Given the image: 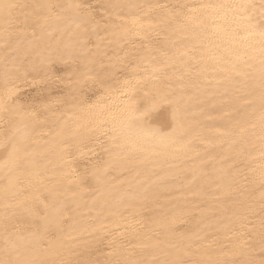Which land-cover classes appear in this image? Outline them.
<instances>
[{"label": "snow or ice", "instance_id": "6c2138e0", "mask_svg": "<svg viewBox=\"0 0 264 264\" xmlns=\"http://www.w3.org/2000/svg\"><path fill=\"white\" fill-rule=\"evenodd\" d=\"M159 23L174 37L171 48L159 58L142 56L132 77L118 89L121 103H109V78L89 68L102 63L95 60L100 44L89 47L93 38L102 39L103 31L122 40L147 39ZM57 64L82 65V70L76 68L84 77L78 83L91 80L103 89L96 101L75 105L85 117L77 129L105 137L110 144L105 151L115 154L112 163L150 166V174L157 176L131 199L146 198L149 187L174 178L159 176L154 161L174 163L190 150L191 96L161 85L172 76H190L202 91L214 86L217 91L208 92L210 101L219 94L228 117L223 135L229 147L248 160L250 175L244 179L260 193L258 210L249 204L239 228L232 226L237 213L225 218L229 223L221 221L223 239H210L207 226L181 230L173 217L160 222L147 242L112 239L101 247L105 235L95 244L79 245L72 229L66 234L63 228L65 214L75 213L78 205L52 195L41 199L29 191L40 175L37 161L43 153L83 139H68L64 128L52 140L37 138L39 118L22 95L30 76L46 75ZM163 105L170 106L172 121L166 132L151 122L152 113ZM191 160L187 171L193 178L205 177L209 165L217 176L225 175L210 157L197 154ZM110 166L93 172L98 185L94 207H99L97 198L106 195L103 177ZM116 202L125 200L117 197ZM180 210L179 204L169 209ZM78 218L68 217L73 224ZM134 247L143 249L139 257ZM0 264H264V0H107L101 5L89 0H0Z\"/></svg>", "mask_w": 264, "mask_h": 264}, {"label": "bare ground", "instance_id": "6f19581e", "mask_svg": "<svg viewBox=\"0 0 264 264\" xmlns=\"http://www.w3.org/2000/svg\"><path fill=\"white\" fill-rule=\"evenodd\" d=\"M89 2L101 5L107 0ZM159 2L181 3L190 0ZM98 11L102 13L103 9ZM100 37L102 39L93 38L89 47L100 44L95 60L102 63H93L89 68L109 78L113 86L109 103L113 105L121 103L118 89L125 79L132 77V69L141 64V57L147 54L159 58L163 50L171 48V40L174 39L170 29L163 23L157 24L147 34V39L132 36L122 40L103 31ZM76 68L82 70L83 66L57 64L46 75L33 74L21 91H25L27 86L36 88L30 96L22 95L39 118L37 138L43 136L44 140H52L55 132L61 128L65 129L68 139L73 135L83 137L82 140L72 141L71 146L64 145L43 153L37 161L40 175L29 190L41 199L52 195L69 202L70 206L78 205L75 213L65 214L67 222L63 228L66 234L72 229L71 236L76 238L79 245L84 247L95 244L105 235L107 240L101 247L112 239H130L133 245L138 240L147 242L157 234L160 222H167L173 217L181 230H199L207 226L210 239L215 236L223 239L224 232L218 231L221 221L229 223L225 218L237 213L238 218L232 222V226L239 228V218L249 204H254L258 210L259 205L255 202L259 200L260 193L255 185L246 183L244 179L250 175L248 160L238 156L237 151L226 142L228 138L223 135L228 117L222 110L219 94L210 101L208 92H216L214 86H210L208 92L202 91L200 83L190 76H185L183 80L172 76L161 85H170L177 94L183 92L191 96V115L187 121L192 129L188 137L191 140L190 150L186 154L181 153L174 163L165 162L162 158L154 161L159 176L174 178L163 186L149 187L146 198L131 199L132 194L143 191L157 176L150 174V166L134 163L125 168L119 163H112L115 154L105 151L110 147L105 137L97 136L87 128L77 129V125L85 122V117L75 105L80 100L96 101L103 94V89L91 80L87 84L78 83L84 77ZM54 85L60 86L62 91L55 94ZM151 122L160 131H169L172 127L170 106L163 105L153 112ZM43 143L41 140V145ZM197 154L210 157L212 164L223 169L225 175L217 176L213 166L209 165L205 177L193 178L187 169L191 168V157ZM222 157L226 159L216 164ZM106 163L111 164L108 174L103 177L106 195L97 198L99 207H94L92 199L98 185L93 172ZM117 197H123L125 203H117ZM73 200L75 205L71 204ZM129 204L131 206H127ZM177 204L180 205V211H169ZM74 214L79 215L75 224L68 219ZM133 250L136 257L143 251L141 247H134Z\"/></svg>", "mask_w": 264, "mask_h": 264}, {"label": "rangeland", "instance_id": "374dc122", "mask_svg": "<svg viewBox=\"0 0 264 264\" xmlns=\"http://www.w3.org/2000/svg\"><path fill=\"white\" fill-rule=\"evenodd\" d=\"M26 88H27V89H26ZM26 88H25V91L22 90L21 92H22L23 95H29V96H30V95L34 92V90L36 89L35 87H31V86H27ZM30 89H31V90H30ZM61 89H62V88H61L60 86H59V87H58L57 85H54V86H53V92H54V93H55V92H56V93H60V92L62 91ZM29 93H30V94H29ZM56 93H55V94H56Z\"/></svg>", "mask_w": 264, "mask_h": 264}]
</instances>
